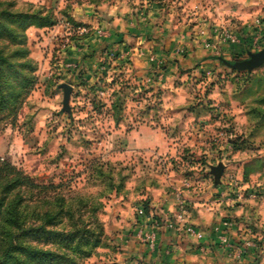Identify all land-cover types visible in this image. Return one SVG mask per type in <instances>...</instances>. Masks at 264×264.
Masks as SVG:
<instances>
[{
  "label": "rangeland",
  "instance_id": "374dc122",
  "mask_svg": "<svg viewBox=\"0 0 264 264\" xmlns=\"http://www.w3.org/2000/svg\"><path fill=\"white\" fill-rule=\"evenodd\" d=\"M40 7L0 0V11L7 10L0 18V53L14 52L22 62L1 69L0 163L34 185L51 186H22L18 193L21 228L23 218L34 222L41 211L56 212L48 227L53 237L27 241L67 255L69 264H116L122 252L115 228L119 205L131 203L135 212L151 188L164 183L169 167L190 172L200 163L208 172L235 152L253 156L264 146V63L247 72L217 58L243 59L264 46V6H252L246 22L190 21V49L199 47L202 54L195 66L169 79L162 60L137 76L130 55L111 49L92 81L75 84L58 70L56 42L61 45L63 28L49 26L48 35L33 31L45 28L30 18ZM43 36L48 43L35 59ZM45 59L49 68L43 69ZM62 83L72 88L66 109ZM150 139L156 149L142 145ZM165 143L170 149L160 150ZM221 145L230 149L227 156L214 148ZM9 227L17 231V225Z\"/></svg>",
  "mask_w": 264,
  "mask_h": 264
},
{
  "label": "crops",
  "instance_id": "0c3cea01",
  "mask_svg": "<svg viewBox=\"0 0 264 264\" xmlns=\"http://www.w3.org/2000/svg\"><path fill=\"white\" fill-rule=\"evenodd\" d=\"M23 3L42 6L53 11L57 18L68 17L89 27L90 32L80 39H61V45L56 42L58 70L74 84L79 79L92 81L99 70V60L111 49L130 55L137 76H144L163 61V76L169 79L173 72L195 66L202 54L199 47L190 49V21L246 22L251 19L252 6H264V0H23ZM97 29L104 33L97 35ZM49 30L33 29L37 35H48ZM44 43H48V38L43 36V41L35 44L32 53L35 59H39L38 51ZM46 50L49 57L50 47ZM46 68H49L47 59L43 69ZM142 145L156 149L154 139ZM214 148L225 156L230 152L227 146ZM161 149L170 147L165 143ZM162 182L151 188L144 215H137V209L133 212L131 203L119 205L120 218L115 228L122 252L116 264H264V146L253 156L240 152L229 156L217 186L200 163L190 172L169 167ZM180 210L186 221L203 233L200 240L164 227L168 218L176 222L175 215ZM155 220L159 221L158 227ZM142 232L154 236L152 244L143 240Z\"/></svg>",
  "mask_w": 264,
  "mask_h": 264
},
{
  "label": "trees",
  "instance_id": "16d2710c",
  "mask_svg": "<svg viewBox=\"0 0 264 264\" xmlns=\"http://www.w3.org/2000/svg\"><path fill=\"white\" fill-rule=\"evenodd\" d=\"M25 5L34 6L32 3H24ZM0 11V18L4 12ZM19 14V13H18ZM16 14V15H18ZM27 15L23 14V17ZM33 24L40 27H49L57 23L58 18L51 10L40 7L35 14L30 17ZM68 20L77 24L67 17ZM74 39V38H73ZM17 55L13 52L3 55L0 53V80L4 78L1 69L4 66H16L22 62H17L13 57ZM4 69V68H3ZM5 94L2 90L0 82V106L5 105ZM7 102V101H6ZM27 186L31 188L48 189L51 186H38L29 181V178L15 167L0 163V264H5L10 258H14V264H69L70 258L65 254H59L50 249L38 248L35 244L27 241L28 237L52 238L54 230L48 228L54 220L55 213L50 210H44L36 215V221L27 222L23 218V226L21 228L18 217L17 207L21 200L18 193L21 188ZM144 209L148 211V203L144 202ZM10 224L17 225V231L10 229ZM21 231V232H20ZM23 232V243L20 242V233ZM16 254L23 255V260L16 258Z\"/></svg>",
  "mask_w": 264,
  "mask_h": 264
},
{
  "label": "built area",
  "instance_id": "2783aa9c",
  "mask_svg": "<svg viewBox=\"0 0 264 264\" xmlns=\"http://www.w3.org/2000/svg\"><path fill=\"white\" fill-rule=\"evenodd\" d=\"M55 25H60L63 28L64 35H63L62 39L64 41L65 40L71 41V40H73V38L75 40L80 39L90 32V29L86 24H81V23L75 24L65 17H59L58 21ZM95 33L97 35H102L104 32L100 29H97L95 31ZM231 184L236 185L234 183V181H231ZM144 208H145L144 205L141 204L136 210L137 215H139V216L144 215L145 214ZM175 221L176 222H173L168 218L164 221L163 225H164V227H166L168 229L174 228L175 230H178V231L182 232L183 234H185L186 236L194 238L195 240H200L203 237V233L200 230H198L191 223L186 221L183 211L180 210L178 213H176ZM227 223L228 222H225L224 224L226 225ZM154 225L158 227L160 225L159 221L155 220ZM141 235H142L143 240L146 243H148V244L153 243L154 236L152 234L147 233V232H144V233L142 232Z\"/></svg>",
  "mask_w": 264,
  "mask_h": 264
},
{
  "label": "water",
  "instance_id": "95a60500",
  "mask_svg": "<svg viewBox=\"0 0 264 264\" xmlns=\"http://www.w3.org/2000/svg\"><path fill=\"white\" fill-rule=\"evenodd\" d=\"M225 66L238 71H247L251 72L255 68H258L264 63V46L255 52H248V56L243 59L231 61L223 57H217ZM61 88L63 89V107L68 108V100L70 92L72 90L71 86L67 83H62ZM225 164L223 162H218L215 165H210L209 173L213 177V184L217 186L220 184V178L223 174Z\"/></svg>",
  "mask_w": 264,
  "mask_h": 264
}]
</instances>
